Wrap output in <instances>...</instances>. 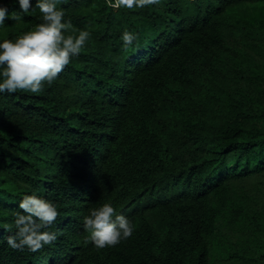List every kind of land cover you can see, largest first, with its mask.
Instances as JSON below:
<instances>
[{
  "label": "trees",
  "instance_id": "obj_1",
  "mask_svg": "<svg viewBox=\"0 0 264 264\" xmlns=\"http://www.w3.org/2000/svg\"><path fill=\"white\" fill-rule=\"evenodd\" d=\"M58 7L89 40L40 92L0 93V225L35 190L57 238L21 250L0 226V264H264V0ZM109 199L134 230L97 248L83 216Z\"/></svg>",
  "mask_w": 264,
  "mask_h": 264
},
{
  "label": "clouds",
  "instance_id": "obj_2",
  "mask_svg": "<svg viewBox=\"0 0 264 264\" xmlns=\"http://www.w3.org/2000/svg\"><path fill=\"white\" fill-rule=\"evenodd\" d=\"M60 2L15 0L19 10L11 12L7 5L0 3V28L5 26L6 17L19 23L34 8L39 9L41 14L39 23L14 38L0 36V93L17 90L40 92L45 83L51 84L57 79L65 65L79 54L91 37L89 29H75L71 21L64 18V9L58 7ZM106 2L112 8L142 9L155 6L161 0ZM120 38L123 46L128 47L136 40L137 34L125 29ZM18 208L22 211L14 212L11 224L0 225L5 229H15L6 237L10 247L36 251L57 238V232L49 230L58 215L54 201L33 190L21 195ZM83 227L88 233L86 239L97 248L116 245L134 230L132 220L123 212H118L110 199L88 210L83 216Z\"/></svg>",
  "mask_w": 264,
  "mask_h": 264
}]
</instances>
